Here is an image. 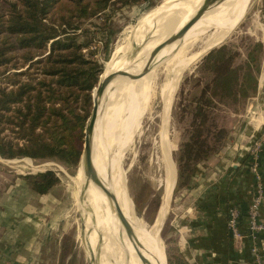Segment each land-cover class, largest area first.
Segmentation results:
<instances>
[{
  "label": "rangeland",
  "instance_id": "rangeland-1",
  "mask_svg": "<svg viewBox=\"0 0 264 264\" xmlns=\"http://www.w3.org/2000/svg\"><path fill=\"white\" fill-rule=\"evenodd\" d=\"M11 1L0 0L2 23L7 20ZM66 1L62 0V3ZM128 2L129 4L123 2L110 4L97 18L82 22L81 29L77 31V40L87 45L86 55L103 65L104 71L100 76L102 80L107 65L115 60H121L124 51L132 42L131 39L147 34L152 25L176 0H128ZM65 6L66 4L61 9L59 6L56 7L50 17L59 22L60 12L57 10L64 14ZM258 42L262 44L263 51L256 56L260 64V71L256 73L247 57ZM223 45L234 51L230 67L234 71L233 77L236 76L238 83L243 84L246 91L244 95L237 92L235 87L232 91L224 89L222 83L217 82L213 69L209 68L207 56ZM12 56L19 66L16 68L25 71L26 68H20L23 62L22 52L16 51ZM179 62L177 58L170 61L168 58L163 61L162 58L158 60L153 71L148 73V88L145 90L144 101L139 107L138 114L136 113L128 125L123 147L114 156L118 166L115 167L111 163L106 169V175L111 179V183H115L114 185L119 186L123 192L136 222L150 231L159 219L160 226L156 234L161 241L160 251L163 255L161 264H187L181 253L187 207L183 201L184 193L194 187L201 173H208L211 162L217 155V152L212 153L205 161L197 164L192 172L189 187L180 186L176 159L181 144L188 139L191 131L195 105L203 107L207 114L203 135L213 140L216 136L219 137L218 132H222L220 144L223 143V147L218 146L219 153L226 146L231 133H243L248 127L253 129L258 119H264V0H243L228 15L212 20L200 37L191 44L183 62L181 64ZM248 65L251 66L250 70ZM10 68L1 67L0 72ZM14 71L16 70L9 73ZM29 73L34 75L35 68L30 69ZM249 73L257 80V89L254 91L246 82V75ZM8 86L6 77L1 75L0 88ZM125 86V83H121L118 91H123ZM115 92L119 93L117 90ZM110 94L109 91L108 95ZM235 94L237 95L234 96ZM124 97L123 93L118 96L119 101ZM120 120L121 118L118 121ZM259 123L258 126L262 124ZM0 129L2 138L15 140V128L3 125ZM111 146L108 147L106 144L105 147L102 146L108 159L113 153L111 150H114ZM168 154L175 166V177L172 188L167 190L169 197L172 193L170 204L168 201L164 207V197L168 189L165 168ZM0 159L3 162L0 166L3 167L4 173L13 175L12 177L15 174L8 171H16L23 178L52 171L59 179V184L47 194L49 198L53 193V196L57 197L52 209L50 204L44 205L47 214H52L55 224L52 238L48 241L42 239V243L37 244L38 264H90L92 247L87 238L86 218L83 213L85 197L77 180L80 163L77 167H68L57 160L33 161L29 158L7 160L1 157ZM50 163L57 164L64 172L54 171ZM26 183L28 184L27 181ZM115 217L110 212L108 219H111L106 218L109 224H105L106 222H103L105 218L100 214L99 234L105 237L101 243L108 247L109 254L114 255V258L108 261L101 253L106 264H120L119 251H125L127 246L133 247L125 230L120 226L119 219L116 220L119 227L115 225ZM46 231L43 230L44 234L41 237ZM136 238L145 250L144 257L151 262L152 246L138 234ZM98 243L100 244V241ZM109 246L118 248L119 251L116 252V249Z\"/></svg>",
  "mask_w": 264,
  "mask_h": 264
},
{
  "label": "trees",
  "instance_id": "trees-1",
  "mask_svg": "<svg viewBox=\"0 0 264 264\" xmlns=\"http://www.w3.org/2000/svg\"><path fill=\"white\" fill-rule=\"evenodd\" d=\"M122 2L129 4L128 0L10 2L6 22L0 21V68L11 67L0 72L9 85L0 88V127L12 126L16 137L15 142L5 140L0 129L2 159L57 160L68 167L79 165L85 125L92 109V92L104 68L86 55L87 45L77 40V31L81 29L82 22L97 18L110 4ZM65 4L64 14L57 10L60 12L59 22L54 21L50 17L51 12ZM16 51L22 52L20 68H26L25 71L16 68L19 66L12 56ZM262 51L263 46L258 42L247 57L256 73L260 71L256 56ZM233 52L225 45L212 51L207 56L209 68L213 69L217 82H221L224 89L232 91L235 87L244 95L245 88L238 83L236 76L233 77L234 71L230 67ZM32 68L38 77L29 73ZM248 69H251L250 65ZM11 70L16 71L9 73ZM246 77L250 89L256 90V78L250 73ZM203 109L195 105L191 131L178 151L176 164L181 187H189L192 172L199 162L205 161L212 153L218 154V146L223 147V143L220 144L222 132H218L219 137L213 140L203 135L207 118ZM246 160L250 164L248 157ZM24 179L40 196L48 194L59 184L52 171L25 176ZM50 239L46 236L44 241Z\"/></svg>",
  "mask_w": 264,
  "mask_h": 264
},
{
  "label": "crops",
  "instance_id": "crops-1",
  "mask_svg": "<svg viewBox=\"0 0 264 264\" xmlns=\"http://www.w3.org/2000/svg\"><path fill=\"white\" fill-rule=\"evenodd\" d=\"M246 131L231 133L208 173H201L194 187L184 193L187 207L181 253L187 264H264V231L252 242L248 237L234 239L227 227L229 209L237 208L240 230L247 233L254 176L246 160L253 137L246 136ZM260 171L264 183V159ZM4 172L0 166V264H38L37 244L52 236L55 224L44 205L52 209L57 197L54 193L50 198L37 195L16 171H8L14 177ZM259 219L264 223V205ZM253 246L257 258L251 253Z\"/></svg>",
  "mask_w": 264,
  "mask_h": 264
},
{
  "label": "bare ground",
  "instance_id": "bare-ground-1",
  "mask_svg": "<svg viewBox=\"0 0 264 264\" xmlns=\"http://www.w3.org/2000/svg\"><path fill=\"white\" fill-rule=\"evenodd\" d=\"M209 1L210 0H176V2L172 4L152 25L147 34L144 33L145 35L131 39L132 42L131 44L129 43L130 46L126 51H124L121 60H115L114 62L108 64L106 74L103 76V80L112 78L113 80L106 86L104 92L102 93V97L107 98L109 96V98H107V101L104 103L101 101L98 109V117L92 141L93 166L102 185L114 197L115 205H117L124 217L129 221L132 229L137 232L135 235L137 236L138 234L141 238L146 239L152 246L153 258L151 262H148V264H161L162 262L163 255L160 251L161 241L156 234V231L160 226V221L158 219L157 223L154 224L150 231L146 230V228H144V226L139 222H136L123 192L119 186L114 185L115 183H111V179L108 175H106V169L111 163H113L115 167L118 166L115 162L114 156L123 147L127 137L128 125L132 122L136 113L138 114L139 107L142 105V101H144V96L146 95L145 90L148 88L149 75H146L141 79L140 77L151 51L168 39L169 36L175 34L190 21L195 19V17H197L207 6ZM242 1L243 0H222L220 3L211 6L188 29L179 41L174 43L172 42L164 46L158 52L152 63L154 67L158 60L162 58L163 61L167 58L169 61L177 58L180 60L179 64H181L188 53L191 44L200 37L207 25L212 20L223 18L234 11ZM123 74L127 75L124 76ZM121 83H125L126 86L125 88L123 87V91L120 90L119 92L118 87ZM116 90L119 93H116ZM109 91L111 92L110 95H108ZM122 93L125 97L122 101H119L118 96H121ZM120 118L121 120L118 121ZM105 144L108 145V147L112 145L114 148V150H111L113 153L111 152L112 155L109 159L106 158V155L104 154L105 152H103L104 148H102V146L105 147ZM165 168L167 170L168 189H166L164 197V207H166L170 198L167 190L169 191L171 189L175 177V166L169 154L166 157ZM77 180L79 185L82 187L85 197V200L83 201V213L86 218L85 226L87 230V238L90 242L89 245L92 247L90 252L92 260H94L93 263L106 264L102 254L106 256L108 261H111V258H114V255L109 254L108 247L103 246L101 243L105 237H102L99 234L100 214L104 216L105 219L103 222H106L105 224H109L108 220L111 219H108L110 212L115 215L116 217L114 218V221L117 227L119 226L116 220L119 218L116 212L110 207V203L107 201L100 189L96 187L93 181L87 177L82 165H80L78 169ZM118 222L122 229H124L120 220H118ZM98 241H100V244ZM137 242L143 253L145 251L144 248L139 243L138 239ZM109 247L112 248L111 246ZM117 249L116 252L119 251ZM134 251L133 247L130 248L129 246H127L125 251L120 250V254L118 253L119 262H121L120 264H143L138 259L136 252Z\"/></svg>",
  "mask_w": 264,
  "mask_h": 264
},
{
  "label": "water",
  "instance_id": "water-1",
  "mask_svg": "<svg viewBox=\"0 0 264 264\" xmlns=\"http://www.w3.org/2000/svg\"><path fill=\"white\" fill-rule=\"evenodd\" d=\"M222 0H210L207 6L201 11V13L195 17L192 21H190L187 25H185L183 28H181L179 31H177L175 34H172L168 37L163 43H161L158 47L153 49L149 55L148 61L143 69V72L141 74V78L148 75V73L154 68V65L152 64L154 61V58L158 54V52L166 45L181 39L184 34L187 32V30L213 5L220 3ZM152 68V69H151ZM124 75V74H123ZM127 75V74H126ZM124 75V76H126ZM112 79L102 80L100 77V80L98 82L97 87L94 89L92 94V109L90 112V115L87 119L85 130H84V144H83V150H82V156L80 160V165H82L85 174L87 177L93 181L96 187L100 189V191L103 193V195L106 197L107 201L110 203V207L116 212L122 226L124 227L125 233L127 235L128 240L131 242L133 249L136 252V255L138 259L143 264H148V261L144 257L142 253L141 247L138 245L136 235L132 229V226L130 225L129 221L124 217L120 209L115 205L114 197L110 192L106 190V188L102 185L100 180L98 179L96 175V171L93 166V160H92V141H93V134H94V128L96 124V120L98 117V109L100 107L101 101L104 103L107 101V98L102 97V93L104 92L107 85L111 83ZM103 99V100H102ZM252 132V127H248L246 131V135L249 137ZM177 179V175H176ZM175 179V183H176ZM175 186V184H174ZM173 192V190H172ZM172 195V193H171ZM171 195L169 199V204L171 201ZM94 261V260H93ZM93 261L90 259V264L93 263Z\"/></svg>",
  "mask_w": 264,
  "mask_h": 264
},
{
  "label": "built area",
  "instance_id": "built-area-1",
  "mask_svg": "<svg viewBox=\"0 0 264 264\" xmlns=\"http://www.w3.org/2000/svg\"><path fill=\"white\" fill-rule=\"evenodd\" d=\"M261 126V127H260ZM260 126L253 127V141L249 147L247 157L249 158L250 172L254 176L253 197L248 208L247 233H243L239 227L240 211L237 208H231L227 215L228 231L234 239L250 238L255 242L257 235L264 231V223L260 222L259 215L262 205H264V183L260 171V160L264 159V123ZM260 127V130H259ZM54 171L64 172L61 167L55 163H50ZM252 255L257 258L258 250L255 246L251 249Z\"/></svg>",
  "mask_w": 264,
  "mask_h": 264
}]
</instances>
